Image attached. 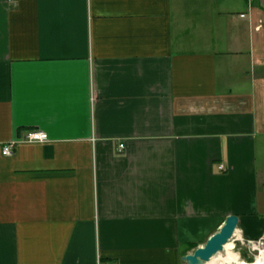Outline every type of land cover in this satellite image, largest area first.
<instances>
[{"label": "crops", "instance_id": "1", "mask_svg": "<svg viewBox=\"0 0 264 264\" xmlns=\"http://www.w3.org/2000/svg\"><path fill=\"white\" fill-rule=\"evenodd\" d=\"M230 214L264 236V0H0V264H181Z\"/></svg>", "mask_w": 264, "mask_h": 264}, {"label": "water", "instance_id": "2", "mask_svg": "<svg viewBox=\"0 0 264 264\" xmlns=\"http://www.w3.org/2000/svg\"><path fill=\"white\" fill-rule=\"evenodd\" d=\"M238 220V215H228L219 229L212 233L202 245L181 257V264H207L211 257L224 249L225 243L231 239L237 228Z\"/></svg>", "mask_w": 264, "mask_h": 264}, {"label": "built area", "instance_id": "3", "mask_svg": "<svg viewBox=\"0 0 264 264\" xmlns=\"http://www.w3.org/2000/svg\"><path fill=\"white\" fill-rule=\"evenodd\" d=\"M9 1H14V0H9ZM247 5L248 6H251V0H247ZM241 15H244V14H241ZM47 139V135L44 131L42 130H32V131H29L26 136H25V140H28V141H45ZM13 143L14 142H9L5 145H3V148H2V153L3 154H11L12 153V146H13ZM123 143H121L119 146L120 147H123ZM220 168H222V166H220ZM238 238V237H237ZM235 239V236H233V240ZM240 241L242 243H244V240L243 239H240ZM245 244L251 249V250H254L256 248H258L259 245H262L263 244V241L260 239V240H254V239H249V240H246L245 241ZM260 253V251H259ZM253 263L255 264H259L256 260V257L253 261Z\"/></svg>", "mask_w": 264, "mask_h": 264}, {"label": "bare ground", "instance_id": "4", "mask_svg": "<svg viewBox=\"0 0 264 264\" xmlns=\"http://www.w3.org/2000/svg\"><path fill=\"white\" fill-rule=\"evenodd\" d=\"M232 241L231 239L228 240L225 245H224V249L222 251H226L224 256H221V252H218L217 254H215L213 257H211V259L209 260L208 263H223L225 261H232L237 259L238 257V253L236 252H232L229 251V248L231 247ZM256 260L259 264H264V245L263 247L260 249V253L259 255L256 257Z\"/></svg>", "mask_w": 264, "mask_h": 264}, {"label": "rangeland", "instance_id": "5", "mask_svg": "<svg viewBox=\"0 0 264 264\" xmlns=\"http://www.w3.org/2000/svg\"><path fill=\"white\" fill-rule=\"evenodd\" d=\"M237 237V236H236ZM262 240L263 241V244L262 245H259L258 248L254 249V250H251L250 248V251L248 250L247 246H245L244 244H241L239 241V239H234L232 241V244H231V247L229 248V251H232V252H241L242 254H248V259H250L251 261H253L255 259V257H257L259 255V251L260 249L263 247L264 245V236L262 238H259V239H254V240ZM226 251H221V256H224L226 253ZM236 252V253H237Z\"/></svg>", "mask_w": 264, "mask_h": 264}, {"label": "trees", "instance_id": "6", "mask_svg": "<svg viewBox=\"0 0 264 264\" xmlns=\"http://www.w3.org/2000/svg\"><path fill=\"white\" fill-rule=\"evenodd\" d=\"M196 245H193V247H195Z\"/></svg>", "mask_w": 264, "mask_h": 264}]
</instances>
